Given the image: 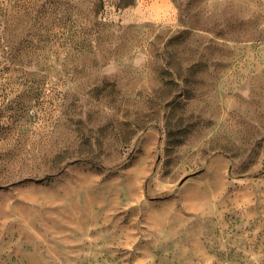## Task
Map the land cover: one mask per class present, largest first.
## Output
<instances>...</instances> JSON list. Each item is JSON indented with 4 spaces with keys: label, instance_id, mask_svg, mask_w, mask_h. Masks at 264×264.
I'll use <instances>...</instances> for the list:
<instances>
[{
    "label": "rangeland",
    "instance_id": "obj_1",
    "mask_svg": "<svg viewBox=\"0 0 264 264\" xmlns=\"http://www.w3.org/2000/svg\"><path fill=\"white\" fill-rule=\"evenodd\" d=\"M0 264H264V0H0Z\"/></svg>",
    "mask_w": 264,
    "mask_h": 264
}]
</instances>
